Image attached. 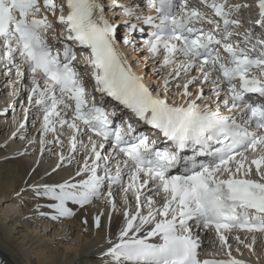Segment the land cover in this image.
Masks as SVG:
<instances>
[{"label":"snow or ice","instance_id":"obj_1","mask_svg":"<svg viewBox=\"0 0 264 264\" xmlns=\"http://www.w3.org/2000/svg\"><path fill=\"white\" fill-rule=\"evenodd\" d=\"M256 6L255 24L264 29V0ZM241 7L230 0L114 3L109 10L124 17L152 10L136 15L140 24L125 19L127 34L118 36L121 25L106 17L104 0H0V62L31 79L25 120L36 108L41 154L51 153L48 144L59 148L52 173L75 165L68 178L29 188L53 220L97 202L109 219L122 212V227L102 251L107 264H248L233 255L230 239L242 256L241 245L254 254L256 234L264 237V38L249 29L235 39L240 24L232 17ZM50 15L63 26L56 36L63 52L49 43ZM138 30L150 58L169 70L158 93L121 52ZM74 45L89 50L91 91L73 63ZM124 110L128 119L118 123ZM102 215L94 216L96 228ZM200 232L213 233L227 258L202 259Z\"/></svg>","mask_w":264,"mask_h":264},{"label":"bare ground","instance_id":"obj_2","mask_svg":"<svg viewBox=\"0 0 264 264\" xmlns=\"http://www.w3.org/2000/svg\"><path fill=\"white\" fill-rule=\"evenodd\" d=\"M246 1L253 2L239 0V3ZM107 7L106 4L105 9L109 11ZM116 9L110 11L113 13ZM115 18L113 21L123 24L117 16ZM56 32L61 33L59 26ZM122 53L137 65L136 72L139 75L149 74L145 78L146 82L159 79L161 83L166 76L165 71L153 62L142 60L138 63L133 54ZM4 76L7 77V88L0 90V99L7 97L5 104H11V107L4 112L0 111V257L5 260V264H107L102 251L107 247L106 238L114 239L118 234L123 221L122 212L113 213L109 219L108 208L98 202V207H89L86 211L77 208L74 217L51 218L55 214L53 210L48 208L44 199L34 196L29 186L48 179L62 181L70 173L74 174L75 165L66 164L57 172H51L58 163L56 153L59 148L48 144L51 153L46 150L41 154V120L37 109L31 108L25 120V109L29 106L22 93L18 94L19 80L16 79L15 70H4ZM83 78L89 84V79L86 76ZM175 83L170 85L174 86ZM22 123L23 128L20 127ZM47 139L51 140L52 136L49 135ZM62 139L66 144L67 137ZM46 172L51 173V176H46ZM42 212L46 214L41 215ZM98 212H103L100 228L94 225V216ZM84 219H87V224L82 223ZM200 235L209 238L210 243L214 242L208 233ZM256 236L254 254L242 245L240 248L255 258L256 264H264V237L261 234ZM250 239L246 242H250Z\"/></svg>","mask_w":264,"mask_h":264},{"label":"rangeland","instance_id":"obj_3","mask_svg":"<svg viewBox=\"0 0 264 264\" xmlns=\"http://www.w3.org/2000/svg\"><path fill=\"white\" fill-rule=\"evenodd\" d=\"M147 74V73H146Z\"/></svg>","mask_w":264,"mask_h":264}]
</instances>
